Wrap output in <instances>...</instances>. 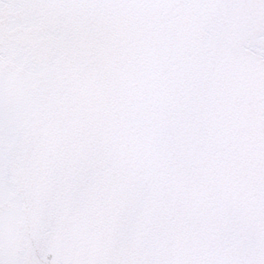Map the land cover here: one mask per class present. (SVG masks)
<instances>
[{"label":"snow or ice","instance_id":"obj_1","mask_svg":"<svg viewBox=\"0 0 264 264\" xmlns=\"http://www.w3.org/2000/svg\"><path fill=\"white\" fill-rule=\"evenodd\" d=\"M0 264H264V0H0Z\"/></svg>","mask_w":264,"mask_h":264}]
</instances>
